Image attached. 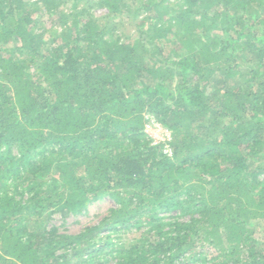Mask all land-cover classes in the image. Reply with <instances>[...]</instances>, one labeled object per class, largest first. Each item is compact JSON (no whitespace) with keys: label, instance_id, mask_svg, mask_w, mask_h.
<instances>
[{"label":"trees","instance_id":"1","mask_svg":"<svg viewBox=\"0 0 264 264\" xmlns=\"http://www.w3.org/2000/svg\"><path fill=\"white\" fill-rule=\"evenodd\" d=\"M165 2H94L130 38L0 0V264H264V0ZM148 113L171 140L150 143ZM105 196L98 223L47 225Z\"/></svg>","mask_w":264,"mask_h":264},{"label":"rangeland","instance_id":"2","mask_svg":"<svg viewBox=\"0 0 264 264\" xmlns=\"http://www.w3.org/2000/svg\"><path fill=\"white\" fill-rule=\"evenodd\" d=\"M59 2V7H58V11L59 12H63L69 14V21L72 23V21H74V17H77V21L80 20H85L88 16L90 17H94L98 20H100L101 22H107L109 24H112L113 26H116L117 29L119 30L116 32V35H121L124 37L127 34H130V38L134 37V35L136 34V21L132 22L127 16L124 18V16L122 15V17H116V15H114V13H112V11H110L107 8L104 7H96L95 6V1L97 0H57ZM175 1L178 0H166L165 3H173ZM131 5H133V2H130ZM129 4V6H131ZM127 9V8H126ZM125 9V10H126ZM78 12L77 14H74ZM68 16V15H67ZM142 15H139V18ZM234 17H236L234 15ZM33 20H40L41 16L39 13L35 14ZM44 18V17H43ZM124 21H123V20ZM120 21V22H119ZM49 35V34H48ZM109 37V35L107 36ZM112 37V36H111ZM110 38V37H109ZM44 41H46V45L51 44L50 43V39L51 37H46L43 38ZM134 38H132L133 40ZM165 43V42H164ZM163 45V44H162ZM179 43L178 42H172V47H176L178 46ZM165 47V55L166 57L162 56L160 52H157V56H155L154 58H156L157 60H161V62L163 64H165L166 66L170 65V66H175L172 63H169V59L172 55V53L168 54L169 49L171 47L167 46L166 44H164ZM155 54V53H154ZM164 58H166L165 60H163ZM228 85L236 87L237 85H240V81H238V77L236 78H232L230 79L228 82ZM157 123H160V128H155V125ZM150 127V129H149ZM151 130V134L149 133ZM170 131V129L164 125L154 114L148 113L146 114V124H145V132L148 135V140H150V143L152 145H155L159 142H164V141H168V135L166 134V131ZM172 132V131H171ZM173 138V137H172ZM171 140V139H169ZM5 149H7L8 151H10L12 156H18L21 152L20 148H18V146H10L7 145L5 147ZM48 152V151H47ZM47 152L45 154H47ZM51 152V150H50ZM165 152L168 153L170 156L172 154V149L170 146H166ZM44 157V153L41 152H37L36 155L33 157L32 162L35 163L36 165H39V163L43 160ZM26 195V194H25ZM116 203L112 200V198H110L109 196H105L95 202H93L91 205H89L88 209L85 210L82 214H72L70 213L69 215H64L63 217L60 215V213L55 214L52 216V220L50 223H48L47 225L49 227L52 226H58V228L60 229V231H65L68 233H76L81 231L84 227H86L87 225H91V224H95L98 223L105 215L108 214L110 208L115 207ZM179 214V211H169V212H160L159 213V217H164V221L167 222L168 220H172L174 216H177ZM264 223H260V225H263ZM146 227L147 226H143L139 231L135 228V227H129V228H122V230L120 231L119 235L122 238V240H128L131 238H135L140 236V233L142 232H146ZM261 229V228H260ZM262 237V236H261ZM214 251L209 252L210 254H213Z\"/></svg>","mask_w":264,"mask_h":264},{"label":"built area","instance_id":"3","mask_svg":"<svg viewBox=\"0 0 264 264\" xmlns=\"http://www.w3.org/2000/svg\"><path fill=\"white\" fill-rule=\"evenodd\" d=\"M155 128H158L159 129L160 128V123H157L155 125ZM149 129H150V127H149ZM149 129H148V131H150L149 133L151 134V130H149ZM166 132H167L166 134L168 135V140L169 139H172V132H171V130L170 131L167 130Z\"/></svg>","mask_w":264,"mask_h":264}]
</instances>
